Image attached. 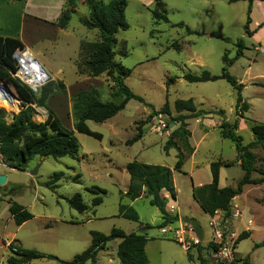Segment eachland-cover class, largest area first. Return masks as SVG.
I'll return each instance as SVG.
<instances>
[{"label":"rangeland","instance_id":"374dc122","mask_svg":"<svg viewBox=\"0 0 264 264\" xmlns=\"http://www.w3.org/2000/svg\"><path fill=\"white\" fill-rule=\"evenodd\" d=\"M163 1L167 4L169 22L157 23L150 10L155 7V0H128L126 18L130 27L117 33L118 43L115 46V62L131 69L125 79L126 84L153 107L132 99L125 109L105 122L89 120L88 126L101 133L102 139L77 132L80 143L79 160L71 157H45L36 164L41 165L36 175H32L30 171L36 167L35 163L41 159L40 156L30 162L29 170L22 171L8 167L0 154V174L7 176L6 182L0 184V226L7 225L9 231H15L17 228L14 221L6 223L10 215V198L26 206L34 214V219L18 229L19 238L26 242L25 248H34L62 260H71L91 244L93 230L109 234L113 227H118L127 233H140L145 230V224H151L153 227L146 230L149 236L146 253L150 264H193L187 252L170 235L161 234L158 228L162 219L161 212L150 204L148 196H142L132 203L139 213V221L129 220L119 214L121 195L130 180L126 164L138 159L152 164L172 166L178 200L177 196L176 201L170 196L167 205L179 206L178 215L183 220L189 218L185 214L191 215L199 224L202 223L204 228L209 217L196 204L192 186L212 181L210 164L218 159L233 163L229 167H221L220 187H236L242 178L244 171L241 165L237 164L240 155L235 143L221 136L222 117L216 112L201 117L203 122H198L195 118L188 120V128L192 134L190 142L195 150L185 161L182 171L174 168L177 149L171 148L167 153L164 144L172 130L179 125L172 121V118L178 115L174 107L178 99L193 98L199 109L207 111L223 109L226 118L234 122L237 90L228 81L219 79L188 82L183 75L185 72L199 74L204 69L212 74H221L225 65L224 54L227 53L231 59L235 58L239 42L244 46L243 55L228 66V70L245 85L242 95L250 104L245 118L240 119L238 133L243 136L245 144L253 139L252 121L264 122V25L258 27L264 22V1L253 2L250 29L257 30L252 36L245 30L249 6L247 0ZM75 5L79 8L78 2ZM81 12L87 13L88 8H83ZM78 16L73 15L72 25L78 23ZM181 22L195 33L188 34L184 28L174 26ZM212 33H218L228 40L211 36ZM87 39L91 42L99 41V30L89 31ZM65 40L68 45L63 44ZM174 41L181 44L180 51L171 46ZM60 43L62 50L59 52L60 57L56 59L72 64L73 61L70 62L67 57L75 50L70 36L61 37ZM122 52L127 55H122ZM68 70L71 71V68ZM70 71L65 78L70 86L68 90L71 91V96L72 93L92 85L100 87L101 99H113L111 91L114 83L107 74L79 81ZM171 77L175 78V82L167 85ZM0 79L1 83L4 81L16 95L11 83L1 76ZM52 83L54 89L65 88L63 82ZM17 97L23 105L22 100ZM167 100L172 115L160 114L152 117L143 126L144 137L129 145L127 141L137 133L141 122L145 121L154 109L159 110ZM33 106V121L44 122L48 111L36 104ZM0 108L6 109L7 119L11 121L12 116L17 115L24 106H18L16 110L2 105ZM60 115L67 122L66 115ZM253 151L257 155V161L252 177L260 179L264 175V149L255 148ZM55 172L64 174L58 181L59 187L53 190L46 182ZM78 174L79 181L75 179ZM93 186L106 190V194L102 195L103 202L94 207L96 214L93 213L94 209L79 212L70 206L68 199L76 193H81L84 201L91 204L95 195L87 188ZM125 202L130 204L128 199H125ZM236 211H239L238 217L233 215ZM218 215L224 216L227 235L231 232L237 235L245 231L250 232L249 237L238 243L236 253L250 258L256 264H264V246L255 248L256 242L264 240V182L246 185L244 192L233 199L230 215L215 214ZM89 218L92 220L87 221ZM201 232V236H204L203 228ZM208 235L209 229L206 237ZM0 236L5 239L3 233ZM118 243L119 239H113L99 252L100 264H121L117 253ZM210 246L211 243L205 249L208 250ZM9 256L8 248H0V262H6ZM109 259L111 263L108 262ZM33 264H57V261L44 257L34 260Z\"/></svg>","mask_w":264,"mask_h":264},{"label":"trees","instance_id":"16d2710c","mask_svg":"<svg viewBox=\"0 0 264 264\" xmlns=\"http://www.w3.org/2000/svg\"><path fill=\"white\" fill-rule=\"evenodd\" d=\"M248 17L245 25L246 33L252 36L256 30L250 29L251 12L254 0H247ZM264 1V0H261ZM89 15L82 19L83 25L88 29H98L100 32V40L91 42L83 41L81 44L80 58L77 61V71L80 74L90 77H99L107 74L114 87H112V100L101 99L100 88L93 87L83 89L76 92L73 97V115L76 120L75 129L78 132L88 134L99 140L102 134L91 130L88 120L95 122H105L120 111L125 109L128 102L136 99L145 103L149 107L151 104L146 103L145 99L134 93L126 84L125 79L131 73V69L115 62L117 54L115 46L118 43L117 33L121 30H127L130 27L126 18V8L128 0H84ZM77 0H69L67 9L63 11L59 24L64 26L69 21L71 12L70 7H75ZM153 19L157 22H169L167 4L163 0H155V7L150 9ZM264 22L258 27H262ZM185 29L188 34L195 33L188 25L181 22L175 24ZM211 36L223 38L218 33H212ZM228 40V38H223ZM23 43L16 38L0 37V76L8 80L16 90V95L22 100L24 108L15 115V118L9 121L7 119L8 112L4 108H0V154L3 162L18 170L27 171L30 162L37 156L52 157L60 159L62 157H71L79 160L80 143L74 130L67 128L56 112L51 109L47 103L48 98L57 92H65L63 90L54 89L53 81L48 82L47 86H43L38 92H33L28 86L20 83L11 76L14 70V63L11 58L12 52L23 47ZM180 51L182 46L175 41L171 45ZM244 46L239 42V49L235 58L231 59L227 53L223 56L225 63L221 74H212L209 70L204 69L201 73L185 72L183 77L188 82H207L225 79L237 90L236 99V118L234 122H230L226 118L225 111L219 109L217 111H207L198 108L193 98L178 99L174 103L175 110L178 115L172 118V121L179 125L172 130L166 143L164 150L168 153L171 148L177 149V159L174 168L182 171L185 161L194 153V146L190 142L191 131L188 128V119L198 118L207 114L216 112L222 117L220 124V134L223 138L232 140L235 143L236 150L240 155V165L244 171L242 178L237 182L236 187L225 186L220 187V170L221 167H229L233 163L222 159L211 162L210 168L212 173V181L201 186H194L192 189L193 198L200 205L202 210L210 216L215 215L218 210L224 211L226 215H230L233 199L244 192V187L249 184H259L264 182V175L260 179L252 177V173L256 171L257 155L253 149H264V122L252 121L251 130L254 135L253 139L245 144L243 136L238 133L239 122L241 118H245V112L249 110L250 104L244 99L242 91L245 85L238 81L237 77L232 75L228 66L232 65L236 59L243 55ZM122 55H127L122 52ZM175 82V78L171 77L167 81V85ZM63 85H65L63 83ZM13 93V92H12ZM14 94V93H13ZM15 95V94H14ZM15 97L18 99V97ZM19 103V99L17 100ZM33 104L44 107L47 111V118L44 122L36 123L32 116L34 112ZM160 114L171 116L172 110L167 100L159 110H153L150 116L142 121L137 128V133L127 141L129 145H133L144 136L143 126L146 125L152 117ZM127 172L130 176V182L126 193H122L119 204V214L133 221H139L138 211L130 204L124 203L122 199L127 198L131 201L142 196L143 192L150 197V204L157 207L161 212L162 222L158 228L177 220V215H172L166 209L167 199L162 196V192L166 191L175 200L177 193L175 190L173 171L170 167L162 164H149L141 162L137 159L131 160L126 165ZM63 172H55L46 184L53 190L59 187L58 181L62 178ZM264 174V173H263ZM80 175H76L75 179L79 181ZM145 188V189H144ZM87 190L95 195L92 203L88 205L81 193H76L68 199L70 206L79 212L86 211L90 206H98L103 202L102 195L106 194V190L98 186L87 188ZM0 196V200H1ZM9 212L13 216L17 226L32 219L34 214L31 213L24 205L10 198ZM187 220L195 225L199 235H202L201 226L195 218H187ZM143 232L127 233L123 229L113 227L109 234L101 231H91V244L81 253L76 254L71 260H62L55 255L43 253L34 248H24L16 245L14 242L9 244L10 256L6 264H28L34 259L49 257L57 261V264H84L91 261V264H97V254L105 247V245L113 240L120 239L118 244V257L121 264H150L146 253V245L149 240L148 229L152 228L151 224L144 225ZM250 236V232L245 231L239 234L237 243ZM264 246V240L255 243V248ZM202 248H199L201 253ZM191 259L192 256L188 255ZM249 261V258H246ZM206 264V260H202Z\"/></svg>","mask_w":264,"mask_h":264},{"label":"crops","instance_id":"0c3cea01","mask_svg":"<svg viewBox=\"0 0 264 264\" xmlns=\"http://www.w3.org/2000/svg\"><path fill=\"white\" fill-rule=\"evenodd\" d=\"M68 2H69V0H0V37L16 38V39L20 40L25 47L29 48L33 52V54L38 59L39 63L50 74L51 81L63 82L65 84V87H66L65 92H59V93L52 94L48 98L47 103H48L49 107L56 112V114L59 116L60 120L62 119V116L60 114L61 113L65 114L67 122H65L62 119L61 120L62 123L67 128L74 130L75 133H77L78 131L75 129L76 120H75V117L73 115V101L71 102L72 97L76 92L72 93V96H71V94H70L71 91L68 90L70 88V86L66 83V78H65L66 74L70 71V70H68V68H71L70 72L75 74L76 79H78L79 81L91 80L90 78H96V77H90L87 75H83L77 71V61L80 59L81 44L84 40L89 41L87 39L88 32L92 30V29H88L82 23V19L88 17L89 11L87 13L81 12V10L83 8H84V10H86L87 6L84 3V0H77V2L79 4V8L71 7L73 9V11L71 12L69 21L64 26H61L59 24V19L61 18L63 11L65 9H67V7H69ZM258 2H260V1H258ZM75 14L79 15L78 16V23L76 25H72L73 15H75ZM68 35L70 36L71 43H73L72 44L73 49H75L72 54L67 55L70 62L73 61L72 64L71 63L69 64L67 62H63L61 60L56 59V58L60 57L59 52L62 50V48H60L61 37L65 38ZM65 43H67L66 45H68V41L65 40L63 44H65ZM89 83H91V82H89ZM93 87L100 88L99 86H92V85L88 86V88H93ZM88 88H86V89H88ZM78 91H80V90H78ZM201 117H205V116H200L198 118H195L196 121L203 122L201 120ZM45 118H47V116ZM188 120H190V119H188ZM188 120H187V122H188ZM88 121L86 122L87 125H88ZM40 161H41V159L38 160L35 163V165L37 163H39ZM139 161L152 164L151 162L145 161V160H139ZM153 164H156V163H153ZM237 164L240 165V160L237 162ZM166 166H168V165H166ZM32 167L33 166H31V168ZM168 167H170L172 169V166H168ZM222 167H224V166H222ZM29 168H30V165H29ZM191 173L193 174V171ZM220 176H221V170H220ZM129 182H130V180H129ZM129 182L126 186V189L122 192L123 194L126 193L128 186H129ZM201 185H203V184L200 182V183L195 184L194 186H201ZM192 189H193V186H192ZM142 196H147L145 191L143 192ZM162 196H165L167 199V203H169V197H170L169 193L166 191H163ZM141 197H139V198H141ZM125 199H127V198L122 199V201L124 203H126ZM149 200H150V197H149ZM177 200H178V194H177ZM129 201H130V205H132V203L134 202L131 200H129ZM196 204H198V203L196 202ZM88 205H90V204H88ZM90 209L92 210V209H94V207L90 206L86 211H88ZM8 210H9V205H8ZM93 213L96 214L95 209L93 210ZM207 215H208V217L210 216L209 214H207ZM185 216H187L189 218H194L193 216L188 215V214H185ZM33 219H34V217L32 219L24 222L22 225L17 226L15 231H9L7 225H5L3 227L0 226V235H1V233H3L4 237H5V239H3L0 236V248H8L9 249V244L13 241L16 245L25 248L26 242H24V240L21 237L19 238L18 229H20L22 226L29 224ZM91 220H92V218H89L87 221H91ZM13 221H14L13 216L10 213V215L7 218L6 223H8V222L10 223ZM162 221L163 220L161 219V222ZM199 222H200V220H199ZM14 223H15V221H14ZM200 226H201V229L203 228L205 230V235H206V232L209 229L208 223L206 224V228H204L202 223H200ZM9 236H11L10 239L8 238ZM119 242H120V239H119ZM105 247H106V245H105ZM103 249H101V250H103ZM9 251H10V249H9ZM99 252L97 254V264H100ZM10 254H11V252H10ZM34 260H36V259H34ZM34 260L29 262L28 264H30V263L33 264ZM249 261H251V263H253V264H256L250 258H249ZM6 262H0V264H4ZM87 262L91 263L90 260ZM87 262H85L84 264H86ZM108 262L111 263V260L109 259Z\"/></svg>","mask_w":264,"mask_h":264},{"label":"built area","instance_id":"2783aa9c","mask_svg":"<svg viewBox=\"0 0 264 264\" xmlns=\"http://www.w3.org/2000/svg\"><path fill=\"white\" fill-rule=\"evenodd\" d=\"M11 58L14 63L11 76L28 86L33 92H38L51 81L50 74L39 64L38 59L29 48L25 46L16 48L12 52ZM178 208L179 206L175 204L166 206L169 213L177 215V220L161 227L160 232L163 235H170L188 255H191L193 264H203V259L206 260V264H253L236 253L239 235L234 232L227 235V226L224 223L223 215L209 216V235L206 237V235H199L193 223L183 220L178 215ZM216 213L226 216V213L221 210ZM233 215L238 217L239 211ZM209 243L211 246L206 250ZM199 248H202L201 253H199Z\"/></svg>","mask_w":264,"mask_h":264},{"label":"bare ground","instance_id":"6f19581e","mask_svg":"<svg viewBox=\"0 0 264 264\" xmlns=\"http://www.w3.org/2000/svg\"><path fill=\"white\" fill-rule=\"evenodd\" d=\"M17 100L18 99L15 97V95L7 88V85L4 83V81L3 84L0 81V105L16 110L17 107L20 106V103Z\"/></svg>","mask_w":264,"mask_h":264},{"label":"water","instance_id":"95a60500","mask_svg":"<svg viewBox=\"0 0 264 264\" xmlns=\"http://www.w3.org/2000/svg\"><path fill=\"white\" fill-rule=\"evenodd\" d=\"M7 88L9 89V87L7 86ZM10 91H11V89H9ZM12 92V91H11ZM20 106H21V108L23 107V105L22 104H20ZM15 118V115H13L12 116V119H14ZM172 125H175V123H172ZM45 157H41V160H43ZM39 167H40V164H38V165H36V167L34 168V169H32L31 171H30V173L32 174V175H36L37 173H38V169H39ZM6 180H7V176L6 175H2V174H0V184H4L5 182H6Z\"/></svg>","mask_w":264,"mask_h":264}]
</instances>
